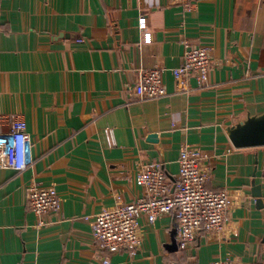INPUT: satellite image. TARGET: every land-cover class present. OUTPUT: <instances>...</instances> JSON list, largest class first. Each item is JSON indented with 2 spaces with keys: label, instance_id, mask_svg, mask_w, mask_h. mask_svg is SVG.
Segmentation results:
<instances>
[{
  "label": "crops",
  "instance_id": "obj_1",
  "mask_svg": "<svg viewBox=\"0 0 264 264\" xmlns=\"http://www.w3.org/2000/svg\"><path fill=\"white\" fill-rule=\"evenodd\" d=\"M194 2L187 12L171 0H0V134L23 119L33 157L23 170L0 166V264H104L94 215L143 195L140 163L159 162L175 178L185 146L210 155L207 187L236 197L233 234L199 232L181 249L171 214L141 216L140 249L113 253L110 264H264V214L252 195L258 185L264 205V145L235 148L226 134L264 106V0ZM183 41L211 47L212 68L206 85L191 78L178 91L170 69ZM155 65L168 93L131 96L127 84ZM31 182L62 198L43 227L27 203Z\"/></svg>",
  "mask_w": 264,
  "mask_h": 264
},
{
  "label": "built area",
  "instance_id": "obj_2",
  "mask_svg": "<svg viewBox=\"0 0 264 264\" xmlns=\"http://www.w3.org/2000/svg\"><path fill=\"white\" fill-rule=\"evenodd\" d=\"M184 11L195 8L194 0H171ZM143 32V42L151 41L146 29L145 17L138 19ZM78 41H81L79 39ZM183 53L179 65L170 69L176 90H188L189 80L194 78L198 86L207 84L212 68L211 47L183 41ZM165 68L160 65L142 69L138 77L127 84V91L137 98H157L168 93L163 80ZM10 129L0 134V166L23 170L33 163L32 139L26 123L18 117L9 120ZM106 137L114 144L112 127L105 129ZM212 166L210 155L197 146H185L178 158V173L172 180L159 162L140 163L135 172L144 193L129 203L116 202L96 213L91 221V231L98 248L103 252V263L110 264V255L120 250L135 254L143 240L141 216L153 222L159 216L171 214L176 220V240L179 248L187 249L199 232L233 234L231 212L236 197L227 189L213 190L207 187ZM29 209L36 217V226L52 222L59 213L62 198L53 185L41 186L34 182L26 186ZM210 264H239L232 258L215 259Z\"/></svg>",
  "mask_w": 264,
  "mask_h": 264
},
{
  "label": "water",
  "instance_id": "obj_3",
  "mask_svg": "<svg viewBox=\"0 0 264 264\" xmlns=\"http://www.w3.org/2000/svg\"><path fill=\"white\" fill-rule=\"evenodd\" d=\"M226 134L235 148L263 146L264 106L256 111L247 110L232 125L226 128ZM150 138L156 140L154 134H151ZM253 189L252 195L256 198L257 207L261 208L264 214V205L261 201L262 198L259 186H253Z\"/></svg>",
  "mask_w": 264,
  "mask_h": 264
}]
</instances>
